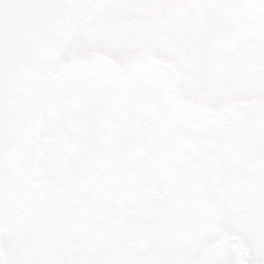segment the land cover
Masks as SVG:
<instances>
[{
    "label": "rangeland",
    "instance_id": "obj_1",
    "mask_svg": "<svg viewBox=\"0 0 264 264\" xmlns=\"http://www.w3.org/2000/svg\"><path fill=\"white\" fill-rule=\"evenodd\" d=\"M61 55L0 264H264V0H103Z\"/></svg>",
    "mask_w": 264,
    "mask_h": 264
},
{
    "label": "flooded vegetation",
    "instance_id": "obj_2",
    "mask_svg": "<svg viewBox=\"0 0 264 264\" xmlns=\"http://www.w3.org/2000/svg\"><path fill=\"white\" fill-rule=\"evenodd\" d=\"M31 4L34 0H25ZM68 2V15L65 22L60 24L58 32L54 35L53 41L45 48L35 50L25 63L23 71L18 74L13 84L14 108L12 116V127L16 130L12 140L15 143L13 152L16 158L11 161L8 169L10 175L15 179L5 190L4 194L7 203L0 214L1 220H7L11 214L10 205L15 201L20 192L23 182H30L36 171L37 163L30 156V143L38 138L42 141L45 131V117L47 100L49 99L50 89L60 83L69 68L61 66V54L64 47L74 41L76 33L103 3V0H64ZM60 66L62 68H60ZM48 98L41 113L42 104L40 101ZM29 126L35 130L34 136L28 138L27 131ZM44 141V140H43ZM30 172V179L27 172ZM14 209V208H13Z\"/></svg>",
    "mask_w": 264,
    "mask_h": 264
},
{
    "label": "water",
    "instance_id": "obj_3",
    "mask_svg": "<svg viewBox=\"0 0 264 264\" xmlns=\"http://www.w3.org/2000/svg\"><path fill=\"white\" fill-rule=\"evenodd\" d=\"M67 15L68 2L64 0H34L31 4L25 0H0V213L7 203L4 192L15 179L8 173L17 156L12 140L16 132L12 127L15 78L35 50L53 41ZM34 134L29 126L27 137Z\"/></svg>",
    "mask_w": 264,
    "mask_h": 264
}]
</instances>
